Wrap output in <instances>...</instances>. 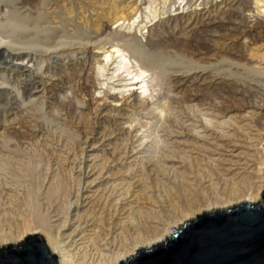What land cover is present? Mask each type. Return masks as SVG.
Listing matches in <instances>:
<instances>
[{
	"label": "rangeland",
	"instance_id": "1",
	"mask_svg": "<svg viewBox=\"0 0 264 264\" xmlns=\"http://www.w3.org/2000/svg\"><path fill=\"white\" fill-rule=\"evenodd\" d=\"M90 1L0 0V41L33 55L0 59V230L62 226L89 262L264 187V0ZM111 46L144 84L98 65Z\"/></svg>",
	"mask_w": 264,
	"mask_h": 264
},
{
	"label": "water",
	"instance_id": "2",
	"mask_svg": "<svg viewBox=\"0 0 264 264\" xmlns=\"http://www.w3.org/2000/svg\"><path fill=\"white\" fill-rule=\"evenodd\" d=\"M57 257L40 233L0 248V264H56ZM122 264H264V187L261 201L197 215Z\"/></svg>",
	"mask_w": 264,
	"mask_h": 264
},
{
	"label": "bare ground",
	"instance_id": "3",
	"mask_svg": "<svg viewBox=\"0 0 264 264\" xmlns=\"http://www.w3.org/2000/svg\"><path fill=\"white\" fill-rule=\"evenodd\" d=\"M29 1V0H28ZM92 1V0H91ZM90 1V2H91ZM256 1V0H255ZM64 2V1H62ZM68 2V1H67ZM262 2V1H261ZM264 3V1H263ZM34 4V3H33ZM116 2L114 0H94V6L96 7L97 11L96 13L98 12L99 14L101 15H104L108 10V8H114L113 6H115ZM258 4H259V1H258ZM262 4V3H261ZM32 4H30L29 6H31ZM117 5V4H116ZM128 5V4H127ZM118 6V5H117ZM124 6V5H123ZM129 6V5H128ZM127 6V7H128ZM256 6H257V3H256ZM261 6H264V5H261ZM67 8V6H66ZM69 8V7H68ZM117 8V7H116ZM115 8V9H116ZM122 8H126V7H122ZM95 9V8H94ZM113 9V10H115ZM120 9V8H118ZM260 9V8H259ZM262 9V8H261ZM70 10V9H69ZM107 10V11H106ZM112 10V11H113ZM126 10V9H125ZM68 11V10H66ZM71 11V10H70ZM106 11V12H105ZM116 11V10H115ZM258 11V10H257ZM263 11V10H262ZM114 12V11H113ZM112 12V13H113ZM117 12V11H116ZM115 12V13H116ZM119 12V11H118ZM261 12V10H260ZM108 13V12H107ZM113 13V17L115 16ZM121 13V12H120ZM119 13V14H120ZM264 13V12H262ZM109 14V13H108ZM118 14V13H117ZM223 14V13H222ZM261 14V13H260ZM46 15V14H45ZM72 15V14H71ZM224 15V14H223ZM119 16V15H118ZM264 16V15H263ZM27 17V16H26ZM105 17V16H104ZM112 17V16H111ZM29 18V17H28ZM100 18V17H99ZM103 18V17H102ZM108 18V17H107ZM117 18V17H116ZM126 19V17H124ZM134 18V17H132ZM25 19V18H24ZM37 19V18H36ZM29 20V19H28ZM26 20V21H28ZM113 20V18L111 20H109L110 22ZM122 20V19H121ZM263 20V19H262ZM124 21V20H123ZM115 22V20H114ZM117 22V21H116ZM259 22V21H258ZM107 23H108V20H107ZM113 23V21H112ZM261 23V22H259ZM244 24V23H243ZM20 25V24H19ZM28 25V24H27ZM263 25V24H262ZM36 26V25H35ZM1 27V26H0ZM38 27V26H37ZM11 28V27H10ZM39 28V27H38ZM50 28V27H49ZM262 28V27H261ZM238 29V27H237ZM263 29V28H262ZM15 30V29H14ZM48 30V29H47ZM239 30V29H238ZM261 29H259L260 31ZM257 31V30H256ZM6 34V33H5ZM34 38V37H33ZM161 38V37H160ZM193 39H196L197 38H193ZM17 40V39H16ZM47 41V40H46ZM163 41V40H162ZM188 41V39H187ZM178 42V41H177ZM181 42V41H180ZM183 42V41H182ZM186 42V41H185ZM163 43V42H162ZM161 43V44H162ZM187 43V42H186ZM190 44V43H189ZM193 44V43H192ZM9 45V44H8ZM67 45V44H66ZM160 45V44H159ZM197 45V44H196ZM195 45V46H196ZM11 46V45H10ZM193 47V46H192ZM205 47V46H204ZM24 48V47H23ZM94 49L96 47H93ZM191 48V46L189 47ZM42 49V48H41ZM98 49H101L102 52H101V58L98 59V62L99 63L98 65L99 66H104L105 65H108V63L112 60V58H117V61H114L115 64H116V70L115 71H120V70H124L123 72H126L127 75H131L130 71H129V67H128V64H129V59L126 57V55L124 54V52H122L121 49L117 48L116 46L115 47H112L110 49H107V50H104L103 47H98ZM19 50V49H18ZM189 50V49H188ZM200 50V49H198ZM92 50H90L91 52ZM5 53H7L5 55ZM25 56L26 59H28V61H31L32 60V54L31 52H24V51H16L15 48L14 49H10L9 46H7L3 41H0V59L1 60H4L5 62H7V60H9V62L11 60H21L22 57ZM262 57V56H261ZM264 58V57H262ZM98 66V67H99ZM13 68V67H12ZM11 68V69H12ZM114 70V69H113ZM32 73V72H31ZM87 76V74H85ZM89 76V75H88ZM132 76V75H131ZM144 76H145V71L143 70H139L138 72H136L135 74H133L132 77H130L128 80H130V82L128 84H125L124 87H127V86H133L132 89H135L137 87V85L139 84H144ZM227 77V76H226ZM88 81L86 77H79V80L77 82V85H76V93L78 95H82L83 97H87V101H88V104L89 105H100L102 106V102L100 98H96V97H89V92H90V89H89V85H88ZM141 92L142 94H145V92L147 91L146 89V86H141ZM130 88H127L125 90H122V92H120L121 94L123 92H130ZM133 91V90H132ZM131 91V92H132ZM117 93V92H116ZM116 93L110 95V101L109 102H114V104L118 105L119 106V97H116ZM119 93V92H118ZM119 93V94H120ZM120 94V95H121ZM130 96H132L134 93H129ZM105 96V95H104ZM121 97V96H120ZM104 98V97H103ZM106 99V98H105ZM103 101V100H102ZM121 102V101H120ZM93 107V106H92ZM91 108V107H90ZM95 108V107H93ZM200 114V113H199ZM263 178L261 179L262 180V185L264 184V165H263ZM262 188V186H261ZM261 188L259 187V190H257L255 193H249V194H244V195H247V196H244V195H241L243 197L239 199L236 198L238 201H235L234 203H239V202H256L259 200V197H260V193H261ZM243 194V193H241ZM239 196V195H238ZM237 197V196H236ZM235 199V200H236ZM223 201V200H222ZM233 202V201H232ZM232 202H227L225 203L224 205H222L220 207L219 206H212V207H207L206 209H204V212L203 213H206L205 210L208 212H211V211H214V210H219L220 208L222 207H226V206H229L231 204H233ZM218 203V202H217ZM220 203V201H219ZM218 203V204H219ZM217 204V205H218ZM221 204V203H220ZM202 213V212H200ZM189 217H184V219L182 220H177V221H174L173 223H170L168 226H166V228L164 229L163 232H160L158 234H156L152 239H149L147 241H142V242H137L133 245V247H131L130 249H126L124 251H118L116 253H113L111 255H108V254H105L103 253L104 250H106L105 248H103L101 251L100 249L96 250L97 252V258L98 260L96 259L95 261H86L84 258L79 257V256H76V254H73L70 252V250H68L66 248V243L64 242V239L62 240V234H60V231L61 230V227L57 230V233L54 232L53 235H51L47 229L42 228V230L40 229L41 227H28L25 229V231L21 232L20 234L18 235H11L10 232L6 233L3 232L2 230H0V248H4V247H8V246H14V245H17L21 242H23L25 240V237L27 234H30V233H43V237H44V243H45V246L47 247V249L49 250L50 254H54L56 253V255L58 256L57 257V262L58 264H122L124 263L126 260H128L130 257H132L133 255H135L139 250H145V249H148L164 240H166L167 238L171 237L172 234L174 233L175 229L178 227V225H181V222L184 221L185 219H187ZM65 226V224H63ZM63 226V227H64ZM179 229V228H178ZM41 231V232H40ZM64 236V235H63ZM82 242V241H81ZM84 242V241H83ZM105 246V244H103ZM102 245V246H103ZM79 250V249H78Z\"/></svg>",
	"mask_w": 264,
	"mask_h": 264
}]
</instances>
